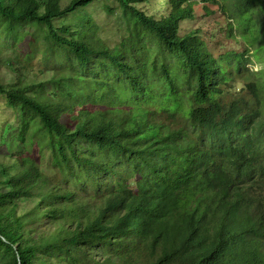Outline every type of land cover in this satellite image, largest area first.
<instances>
[{
    "label": "trees",
    "instance_id": "1",
    "mask_svg": "<svg viewBox=\"0 0 264 264\" xmlns=\"http://www.w3.org/2000/svg\"><path fill=\"white\" fill-rule=\"evenodd\" d=\"M94 1L0 0L6 36L26 25L41 30L40 59L64 76L49 98L35 91L43 85L0 82L18 115L20 145L35 140L53 156L50 171L31 157L0 169V264H36L42 256L60 264H264V202L249 192L264 178V127L252 128L264 124L262 84H247L249 98H228L234 77L249 70L180 34L194 0H168L161 19L137 7L147 0H115L127 27L114 49L82 40L80 28L56 26ZM260 4L235 6L243 16L264 15ZM54 49L66 59L61 70ZM80 171L119 181L104 184L111 189L104 198L81 197L69 188ZM29 202L31 210L23 206Z\"/></svg>",
    "mask_w": 264,
    "mask_h": 264
},
{
    "label": "rangeland",
    "instance_id": "2",
    "mask_svg": "<svg viewBox=\"0 0 264 264\" xmlns=\"http://www.w3.org/2000/svg\"><path fill=\"white\" fill-rule=\"evenodd\" d=\"M39 1L46 3L48 0ZM69 2L70 0H62V7H66ZM236 3L237 0H194L192 3L193 16L182 24L180 30L182 36L189 33L195 35L206 46L207 52L216 60L221 57L227 59L230 56L244 57L246 68L249 71H243L240 76L234 77L227 95L229 99L249 98V95H247L248 83H260L264 90V41L256 42L250 31L254 24L256 26L263 25L264 27V15H255L254 12H249L242 19L239 10L235 6ZM260 3H264V0H256V5L261 6ZM137 7L146 16L156 19H161L168 15L171 9L168 0H147L138 3ZM248 20L251 21L250 27L246 29ZM56 26L59 28L61 26H67L72 29L80 28L82 40L114 49L125 33L127 13L120 7L119 2L115 0H95L84 11L56 21ZM23 29L18 27L16 32L6 36L4 25L3 23L0 24V82L7 87H13L17 83H21L24 86L43 85L35 90L44 89V91L38 93L39 95L44 98L55 96L59 92L57 91V89L59 90L58 81L62 80L64 76H59L60 71L51 69L49 65H46L40 59V54L47 45L42 38V31L39 29L36 31L35 29L33 33L31 25H26ZM35 34L37 38L35 37V44L32 47L31 40ZM147 39H145V42ZM147 44L151 47H157L156 40H148ZM49 55L53 59L56 58V63H53L54 67L61 70L65 66L63 62L66 59L59 52H56V49L50 51ZM59 55L61 57H58ZM173 65L178 76L182 77L181 70L176 67L177 64L173 63ZM50 77L55 79L46 80V78ZM163 88L164 84L160 83L159 89ZM91 93L97 98L101 95L100 93L97 94L96 91ZM262 98L264 101V93ZM262 116L264 118V108ZM17 125V113L13 108L9 107L6 97L0 95V169L21 157H31L40 162L43 171H50V164L53 161L52 154L48 153L49 150H45V145L43 147L42 143L35 142V140L26 148L22 147L18 138L21 125ZM261 127H264V124L259 120L252 123L254 130ZM80 153L86 155L83 152ZM94 157L106 162V158L100 153H96ZM44 163L46 164L43 165ZM259 165L264 166V159H261ZM57 175L61 177L60 172H57ZM1 180H4V178ZM127 180L131 189L134 190L133 193H135L137 190V179L132 176L131 171ZM118 181L119 177L114 175L80 171V179L71 183L69 188L79 190L81 197H84L85 193H87L90 196L104 198L111 192L110 187L104 186V184L106 182L114 184ZM97 183L102 185L101 189ZM249 192L253 196L262 198L264 202V178L256 177L250 183ZM22 199L17 198L15 201ZM23 206L31 210L34 207V203H23ZM28 209L21 211L26 212ZM47 246H50V244ZM113 249L114 247L110 246L103 250L111 254ZM120 252L122 251L120 250ZM42 260H47L49 264H60L53 256H42L36 264H40ZM98 260L97 262H99Z\"/></svg>",
    "mask_w": 264,
    "mask_h": 264
},
{
    "label": "clouds",
    "instance_id": "3",
    "mask_svg": "<svg viewBox=\"0 0 264 264\" xmlns=\"http://www.w3.org/2000/svg\"><path fill=\"white\" fill-rule=\"evenodd\" d=\"M240 17L244 19L246 16H243L241 14V11H239ZM250 20H248V24L246 25V29H249L250 27ZM251 34L253 35V39L258 42V41H264V27L263 25L256 26L255 24L251 28ZM229 59L237 67V64L241 62V71L243 70H249L246 68L245 60L243 56L236 57V56H230Z\"/></svg>",
    "mask_w": 264,
    "mask_h": 264
},
{
    "label": "bare ground",
    "instance_id": "4",
    "mask_svg": "<svg viewBox=\"0 0 264 264\" xmlns=\"http://www.w3.org/2000/svg\"><path fill=\"white\" fill-rule=\"evenodd\" d=\"M225 106H226V105H225ZM225 108H226V107H225ZM225 108H224V109H225Z\"/></svg>",
    "mask_w": 264,
    "mask_h": 264
}]
</instances>
